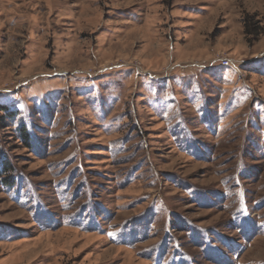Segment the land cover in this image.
I'll list each match as a JSON object with an SVG mask.
<instances>
[{
  "label": "rangeland",
  "instance_id": "374dc122",
  "mask_svg": "<svg viewBox=\"0 0 264 264\" xmlns=\"http://www.w3.org/2000/svg\"><path fill=\"white\" fill-rule=\"evenodd\" d=\"M0 103V264H264V0H0Z\"/></svg>",
  "mask_w": 264,
  "mask_h": 264
},
{
  "label": "trees",
  "instance_id": "16d2710c",
  "mask_svg": "<svg viewBox=\"0 0 264 264\" xmlns=\"http://www.w3.org/2000/svg\"><path fill=\"white\" fill-rule=\"evenodd\" d=\"M245 32L247 34L250 33L247 29L245 30ZM254 34L258 35L259 33L256 32ZM0 113H2V116H0V127H2L3 123L6 120L12 121L17 116L16 110H13L8 105L3 103H0ZM17 135L19 139L22 140V142L26 147L30 145L29 134L24 125H21L19 127V129L17 130ZM14 177H15V168L7 160L3 149L0 147V183L4 186H11L15 183Z\"/></svg>",
  "mask_w": 264,
  "mask_h": 264
},
{
  "label": "built area",
  "instance_id": "2783aa9c",
  "mask_svg": "<svg viewBox=\"0 0 264 264\" xmlns=\"http://www.w3.org/2000/svg\"><path fill=\"white\" fill-rule=\"evenodd\" d=\"M219 64L223 68H227V67H231V66L234 67L233 62L228 58L221 59Z\"/></svg>",
  "mask_w": 264,
  "mask_h": 264
}]
</instances>
